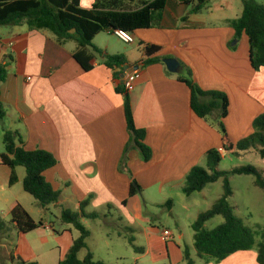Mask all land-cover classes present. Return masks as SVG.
I'll return each mask as SVG.
<instances>
[{
  "label": "crops",
  "instance_id": "crops-1",
  "mask_svg": "<svg viewBox=\"0 0 264 264\" xmlns=\"http://www.w3.org/2000/svg\"><path fill=\"white\" fill-rule=\"evenodd\" d=\"M93 2L80 0V7L90 9ZM242 2L209 0L205 9L191 14L182 1L168 0L161 21L135 30L133 43L123 42L113 32H101L104 37L100 38L97 34L92 43L100 53L94 52L96 57L88 71L74 59L79 48L75 40H60L48 29L32 30L25 24L0 27V63L7 64V77L0 86V100L6 110L0 122L1 143L4 130L10 129L22 136L26 150L50 152L57 163L44 176L60 191L59 201L43 209L34 198L30 201L31 195L23 189L25 169L24 173L17 167L12 170L0 161V217L9 219L12 209L20 205L31 217V211H36L43 221L29 233L11 229L9 242L0 241L9 264L18 260L42 264L53 250L58 264L78 236L60 221V211L78 210L89 195L92 199L87 213L105 216L113 212L134 237V245L144 249L136 256V264L146 258L152 264H186L185 247L194 260L204 264H258L252 250L206 263L196 255L193 235L186 239L180 227L178 232L169 226L159 227L145 212L147 204L173 212L176 204L170 195L182 192L192 167L203 166L210 149H218L223 158L224 150L231 154L234 148L223 149L217 127L193 112L190 89L176 77L181 69L168 74L164 62L143 66V61L169 56L188 66L203 90L225 92L229 106L223 123L233 144L252 132L253 119L264 112V67L257 71L251 67L247 37L242 34L238 42L233 41L235 32L226 23L241 15ZM231 42L234 49L229 48ZM141 43L158 46L159 50L147 56ZM108 54H124V66H138L133 71L139 77L128 92L135 126L145 130L144 142L152 152L147 162L131 149L126 163L121 164L129 133L123 95L116 87L123 84L127 72L124 66L122 70L105 66ZM13 173L16 180L11 184ZM132 180L139 186L134 195L129 194ZM203 190L199 192L202 196ZM181 208L189 212L191 204L184 202ZM87 220L91 219L82 218L86 227ZM165 229L171 232L168 239L163 235ZM121 233L117 236L124 238ZM104 237L111 236L106 232ZM138 237L143 245L136 244Z\"/></svg>",
  "mask_w": 264,
  "mask_h": 264
},
{
  "label": "trees",
  "instance_id": "trees-1",
  "mask_svg": "<svg viewBox=\"0 0 264 264\" xmlns=\"http://www.w3.org/2000/svg\"><path fill=\"white\" fill-rule=\"evenodd\" d=\"M94 0L90 9L80 7V0H0V27L25 24L29 29H48L60 40H75L79 46L74 53V59L83 68L91 70L95 60L96 48L93 38L105 31L123 30L132 34L135 30L157 25L162 19V11L168 0ZM190 6L189 13H198L206 8L209 0H180ZM132 6V7H131ZM235 32L233 41L238 42L245 34L249 45V60L251 67L257 71L264 67V4L259 0H243L241 15L226 22ZM141 45H143L141 43ZM91 48V50H89ZM229 48L234 49L232 42ZM159 50L155 45H143L147 56ZM169 56L149 58L142 62L146 66L155 62H163ZM127 63L124 54H108L104 57V65L108 68H120ZM181 71L176 74L179 81L185 83L191 92L190 104L193 112L205 122L217 127L223 140V149H233L232 155L239 151L255 149L264 159V112L252 121V132L238 140L235 144L229 141L223 123L228 114L229 100L227 94L219 90H203L193 79L191 69L180 63ZM168 74H174L167 71ZM118 73H115L117 75ZM7 77V64L0 63V86ZM116 92L123 95V108L129 133V140L125 145L121 164L124 166L127 154L136 149L145 162L151 158V149L145 144V130L137 128L133 120L128 89L123 84L116 87ZM217 113V119L212 120ZM6 116V110L0 100V122ZM3 152L0 161L12 170L16 167L25 169L22 186L43 209L59 201L60 191L45 179L44 172L53 167L57 160L48 151L42 149L26 150L22 136L13 130L6 129L2 135ZM221 155L218 149H210L205 155V165H196L187 174L182 192L191 196L200 192L207 185L222 179V196L206 211L198 214L192 222L193 247L197 257L206 263L220 262L238 251H256V261L264 264V227L253 230L243 220L237 217L228 198L232 195L229 176L251 174L257 187L264 190V171L260 172L253 165H245L229 171L218 170ZM16 180L14 173L10 183ZM139 186L132 180L130 195H134ZM92 195L80 202L78 210L62 208L59 219L63 224L71 226L78 236L65 257L58 264H108L102 260H95L88 249L87 240L90 230L82 223V218L94 220L99 218L97 212H86ZM222 216L223 222L207 230L205 223L215 216ZM9 224L17 233H29L40 226L43 221H35L20 205L15 206L9 218ZM5 222L0 217V232ZM10 228V229H11ZM132 231L131 228H126ZM126 231V230H125ZM122 234V233H121ZM134 252L142 254L144 249L134 245V237L124 234ZM86 251L83 257L80 253ZM186 264H195L188 248L183 250ZM17 264H38L36 261L18 260Z\"/></svg>",
  "mask_w": 264,
  "mask_h": 264
},
{
  "label": "rangeland",
  "instance_id": "rangeland-1",
  "mask_svg": "<svg viewBox=\"0 0 264 264\" xmlns=\"http://www.w3.org/2000/svg\"><path fill=\"white\" fill-rule=\"evenodd\" d=\"M138 1L139 0H137L135 4L138 5ZM259 1L264 2L263 0ZM98 37L100 38L104 36L103 34H99ZM216 119L217 116L212 117V120ZM0 151H3L1 137ZM222 154H224V156L218 164V170L229 171L237 167L253 165L260 172L264 171V159L259 156L255 149L239 151L235 156L232 155V153H225V150ZM204 165L205 164L203 163V166ZM17 169L23 171L24 173V168L17 167ZM229 181L232 188V195L228 198V201L233 208L234 214L241 218L243 222L253 230L263 228L264 190L255 185L254 177L251 174L231 175L229 176ZM222 194L223 182L222 179H219L203 190L204 196H202L199 192H195L191 196L186 197V195L181 191H174L170 196L176 205L171 213H168V211L164 208L151 206L149 204H147L148 209L145 210V212L152 220L151 222H155L159 227L169 226L175 232H178V227H180L181 231L185 234L186 239H188L192 238L193 230L191 228V224L198 214L208 210L222 196ZM28 197L31 199L30 201H34L32 196ZM154 198L155 200H159L157 197ZM187 201L191 204L189 212L184 211L181 208V204L184 202L186 203ZM28 208L30 207L28 206ZM99 213L100 212H98V214ZM31 215L34 220L38 222L40 217L38 213L36 211H31ZM2 220L5 222V226L1 229L0 241L9 242L8 236L12 228L8 222L9 219L2 218ZM223 220L222 216H215L205 223V229L210 230L221 224ZM86 223L87 227L91 231L87 242L88 246L94 253L95 260H102L108 264H136V256L138 253L134 252V249L126 238L117 236L118 232H122L123 236L124 234L129 236L130 233L125 231V223L119 222L113 212H111V215L107 214L105 216L101 213L99 214L98 220H87ZM106 232L110 234V239H106L104 237ZM136 244L143 245L144 243L143 240L138 237ZM52 245L54 246V242H52ZM11 248H13V246ZM254 252L256 253V251ZM49 253L50 256L47 254L44 261H42V264H57L56 250ZM80 257H82V254ZM195 261L197 264H204L197 258H195ZM0 264H9L7 253L3 250V248H0ZM137 264L152 263L146 258Z\"/></svg>",
  "mask_w": 264,
  "mask_h": 264
},
{
  "label": "built area",
  "instance_id": "built-area-1",
  "mask_svg": "<svg viewBox=\"0 0 264 264\" xmlns=\"http://www.w3.org/2000/svg\"><path fill=\"white\" fill-rule=\"evenodd\" d=\"M113 33L123 42L125 43H133L134 39L132 37V35L127 32V31H123V30H114ZM139 77V73L137 71H133L131 73H127L124 75L123 77V86L126 89H130L133 86V83L135 82V80ZM163 235L166 239L171 237V232L167 229H165L163 231Z\"/></svg>",
  "mask_w": 264,
  "mask_h": 264
},
{
  "label": "water",
  "instance_id": "water-1",
  "mask_svg": "<svg viewBox=\"0 0 264 264\" xmlns=\"http://www.w3.org/2000/svg\"><path fill=\"white\" fill-rule=\"evenodd\" d=\"M163 62L165 63V65H166V67H167V69L169 70V71H172V72H179L180 71V69H181V67H180V64H179V62L177 61V60H175V59H164L163 60ZM124 68L126 69V72L127 73H130V72H132L133 70H136L137 68H138V66H134V67H132V68H129L127 65L126 66H124Z\"/></svg>",
  "mask_w": 264,
  "mask_h": 264
}]
</instances>
